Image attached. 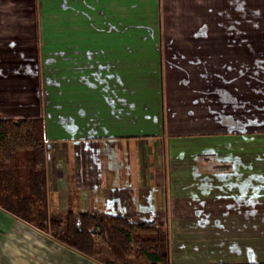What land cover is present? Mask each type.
Listing matches in <instances>:
<instances>
[{
  "label": "crops",
  "instance_id": "0c3cea01",
  "mask_svg": "<svg viewBox=\"0 0 264 264\" xmlns=\"http://www.w3.org/2000/svg\"><path fill=\"white\" fill-rule=\"evenodd\" d=\"M18 117L43 120L49 211L162 221L170 264L264 262V0H0ZM19 221L0 207V255L38 237ZM37 243L11 264H96Z\"/></svg>",
  "mask_w": 264,
  "mask_h": 264
},
{
  "label": "trees",
  "instance_id": "16d2710c",
  "mask_svg": "<svg viewBox=\"0 0 264 264\" xmlns=\"http://www.w3.org/2000/svg\"><path fill=\"white\" fill-rule=\"evenodd\" d=\"M42 117L0 119V207L100 264H170L161 221L48 209ZM214 264H264L214 263Z\"/></svg>",
  "mask_w": 264,
  "mask_h": 264
},
{
  "label": "rangeland",
  "instance_id": "374dc122",
  "mask_svg": "<svg viewBox=\"0 0 264 264\" xmlns=\"http://www.w3.org/2000/svg\"><path fill=\"white\" fill-rule=\"evenodd\" d=\"M166 31H170V26L169 25L166 26ZM51 206H52V204H51ZM50 210L54 211L55 208H50ZM163 219L164 220H167L166 217H164ZM19 224L22 227H24V230L23 231H27L29 233H33L34 232V233L38 234V237L36 238V237L33 236V234H27V233H25V235L28 236V238H26L24 236H21V234L15 233L12 230L8 231L7 232V236H5V238H4V245L7 246V249L9 251V254L7 253V249H6L5 250L6 253H4L6 255L5 256L4 255H0V264H11V262H10V247L11 246L15 247V244L16 243H18V244L25 243V244H31L32 245L35 242H38L34 246L36 248V250L39 253H42L43 252L42 250L46 251L48 253V256L47 257H49L51 259L54 258V257L56 258V256H57L56 254H58L60 252V250H62L61 255H63V257H69V256H75L77 258L82 257V258H87L88 260L93 261L96 264H100L99 262H97V261H95V260H93L91 258H88V257H86V256H84V255H82V254H80L78 252H76L72 248H70V247L66 246L65 244L59 242L58 240L52 238L49 234L44 233V232L36 229L35 227H32L31 225L23 222V221H19ZM168 236H169V233H168ZM47 243H50L52 245H48L50 247L46 248L45 246H46ZM55 246L58 247V248H60V249H54ZM168 247H169V244H168ZM5 248L3 246V249H5ZM3 249H2V251H3ZM44 254H46V253H44ZM30 256H32L33 258L37 259L36 255H34V254L33 255L30 254ZM32 257H29L28 251L24 250V256H23V258H24V263L25 264H30V263H28V261L31 262L30 260H33L34 261V259ZM39 264H44V263H40L39 262Z\"/></svg>",
  "mask_w": 264,
  "mask_h": 264
}]
</instances>
